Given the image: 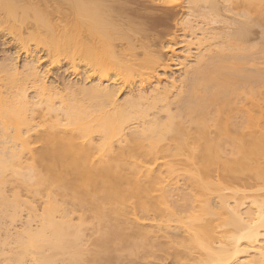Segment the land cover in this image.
Here are the masks:
<instances>
[{"label": "bare ground", "instance_id": "bare-ground-1", "mask_svg": "<svg viewBox=\"0 0 264 264\" xmlns=\"http://www.w3.org/2000/svg\"><path fill=\"white\" fill-rule=\"evenodd\" d=\"M50 1L0 0V35L24 53L18 64L4 51L0 63V208L13 219L20 207L2 190L8 172L47 196L40 226L19 233L4 264H264V49L245 56L246 42L264 46V0H186L190 12L176 24L199 30L194 64L163 85L155 38L134 36L149 18L132 11L138 0ZM29 41L49 63L84 66L94 83L47 84ZM135 79L120 101L119 87ZM178 155L188 191L173 200L154 165Z\"/></svg>", "mask_w": 264, "mask_h": 264}, {"label": "rangeland", "instance_id": "rangeland-1", "mask_svg": "<svg viewBox=\"0 0 264 264\" xmlns=\"http://www.w3.org/2000/svg\"><path fill=\"white\" fill-rule=\"evenodd\" d=\"M52 1V0H51ZM50 1V2H51ZM141 1V2H140ZM138 0L137 2H132L129 5L134 6L132 8V11L134 13H143L149 15V18L142 20L140 23H137L136 21L133 22L137 26H134L133 28L137 29V31L134 33V36H136V33L139 35L143 33H147V35H150L155 38L156 42H153L150 46V49L153 51H157L159 54H161V63H167V69L165 68V72L162 69V67H156L155 74L157 78L160 79V84H170L171 82H174L173 80H177L181 78V75L183 74L185 69H188L189 66L194 64V59L192 56H188V51L195 50L197 47L196 39L199 36V30L195 31L194 33L189 29L185 28L183 29L180 25L176 24L177 21L179 22L189 11L188 4L186 3V0H159L154 1L153 4L155 8L146 7L147 9H143L142 5H146L148 1L146 0ZM124 2V0H119V3ZM145 2V3H144ZM158 2V3H157ZM202 2V1H201ZM208 2V1H207ZM166 3V4H163ZM209 3V2H208ZM204 3L203 6H208L210 3ZM198 4V3H197ZM130 6V7H132ZM200 6H202L200 4ZM194 7V6H193ZM137 11V12H135ZM174 12L177 14L176 19L167 20V21H159L157 20L159 16L164 12ZM196 14V13H194ZM195 22L198 23L197 27H206L205 20L201 18H195ZM5 25V24H4ZM3 24L1 26H4ZM212 26V24H210ZM220 24H214V27H217ZM132 26V22L131 25ZM212 26V27H213ZM171 27V31H169L167 28ZM141 31V33H139ZM169 32V33H167ZM160 33V34H158ZM142 35V34H141ZM8 35L2 36L0 35V63L2 59L5 57V52H14L16 51V48L12 46V42H10V37H7ZM138 37V36H137ZM150 37V38H152ZM30 46L29 48L33 49L34 41H29ZM207 44V43H206ZM167 45H171V47H167ZM247 49L246 54L249 58H254L259 56L264 46L261 41L253 40L250 42H246ZM138 46V44H137ZM203 46H201L202 48ZM204 49V48H203ZM5 51V52H4ZM35 51L37 52L38 57H40L37 65L38 69L42 72V75L44 76V79L47 84L50 82L54 85L57 84L60 87L63 84H71L73 85V88L81 87L82 85L88 86L92 83H94V76L84 78L82 76V70L84 66H79L76 68V73H73L71 68L69 67V64L64 59H60L59 62L55 63H49V60L47 56L45 55V51L39 47L35 48ZM14 56H16V60L18 64L22 63V58L24 56V53L22 51H19L18 53H13ZM142 56V55H141ZM140 56V57H141ZM62 58V57H61ZM163 59V61H162ZM165 60V61H164ZM178 65V68L174 69V67ZM151 78L149 79L143 86V88L146 86L148 88L149 85H155L157 78ZM117 84L118 82L112 81L108 77L104 78L103 84ZM178 83V82H176ZM116 85V86H120ZM138 85L137 79L133 81L132 84L120 86L119 89L120 92L118 93L117 97L120 101H122V98L125 97L127 94V91L129 88H135ZM135 86V87H134ZM31 93L30 91L28 92ZM137 121V120H136ZM134 125V120L131 121ZM130 124L132 125V123ZM96 139V138H95ZM181 159H184V156H172L167 158H159L157 160V163L154 165L155 170L161 171V175L163 178L162 185H164L166 188L175 189L173 191V197L171 199H177V192L183 193L188 191V182H187V172L183 171L182 164L179 162ZM173 161L176 163L177 169H175L174 172H168L167 167L165 165V162ZM25 163H28L30 160L26 156L22 157V160ZM23 162V164H24ZM6 182L4 185H2V190L4 191V194L9 200L17 197L20 203V207L16 211V217L13 219L8 218L7 216H3V209L0 208V264H4L7 260L5 258H9L11 256L10 250L15 251L16 245L14 244L15 239L19 236V233H22L23 230L29 226L31 229H35L38 226H40V222L38 221L39 216L42 214L43 208L47 202V196L45 192H34L33 190L27 188L25 184L23 183V180L18 177L14 176L10 172L5 174ZM254 190L247 189V193L252 194ZM227 192V191H225ZM229 192V191H228ZM248 202V201H247ZM249 204L246 203L241 207L242 210H244ZM18 214V215H17ZM78 213H69V216L72 220V222L75 224L78 222L77 219ZM61 213H56L55 217L56 219H60ZM149 222H144L143 227L149 228L150 225ZM174 225V222L172 223ZM28 227V228H29ZM84 243L85 246L89 245V235L91 233V228L89 225H87L86 230H84ZM86 240V241H85ZM3 253L5 255H3ZM10 253V254H9ZM28 260V258L26 259ZM25 260V261H26ZM132 259L125 256L124 259L120 261L121 264H147L145 260H138L137 262L131 261ZM28 261H26L25 264H27ZM188 264H192L191 261L187 262ZM16 264V263H15ZM148 264H172L169 260H153L152 258L149 259Z\"/></svg>", "mask_w": 264, "mask_h": 264}]
</instances>
